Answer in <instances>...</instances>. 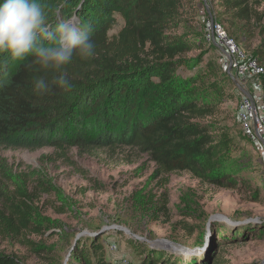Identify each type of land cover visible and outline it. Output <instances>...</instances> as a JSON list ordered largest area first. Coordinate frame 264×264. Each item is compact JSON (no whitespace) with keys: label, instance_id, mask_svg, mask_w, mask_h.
I'll use <instances>...</instances> for the list:
<instances>
[{"label":"trees","instance_id":"trees-1","mask_svg":"<svg viewBox=\"0 0 264 264\" xmlns=\"http://www.w3.org/2000/svg\"><path fill=\"white\" fill-rule=\"evenodd\" d=\"M42 2L60 9L59 15L51 18L53 26L65 18L74 23L91 21L96 55L87 61L74 57L68 65L70 91L53 87L44 96L34 94V77L46 75L50 81L51 73L34 72L25 64L4 69L6 56L0 55V143L17 133L60 150L129 147L148 154L163 175L188 173L214 187L252 190L233 159L237 145L232 129L218 121L221 106L235 99L230 91L236 89L235 83L212 62L199 68L203 47L181 30L187 23L186 1ZM211 2L218 7L216 17L234 29L236 38L245 28L240 24L253 22L264 34V17L258 11L264 7V0ZM211 12L215 14V10ZM117 16L124 26L111 36ZM195 51L201 53L189 57ZM252 56L260 63L264 60V40ZM182 70L193 73L184 77ZM0 173V237L20 240L38 253L41 249L28 238L45 230L44 218L35 206L37 189L29 192ZM28 176L44 187V192L61 197L60 190L42 181L36 171ZM11 184L16 187L14 191ZM138 246L144 257L141 264H181L167 253ZM0 264L23 263L0 255ZM66 264L112 263L106 258L101 238H94L78 244Z\"/></svg>","mask_w":264,"mask_h":264},{"label":"rangeland","instance_id":"rangeland-1","mask_svg":"<svg viewBox=\"0 0 264 264\" xmlns=\"http://www.w3.org/2000/svg\"><path fill=\"white\" fill-rule=\"evenodd\" d=\"M184 1L187 23L181 30L203 47L199 68L212 62L229 71L217 40H208L213 22L222 24L249 55L264 40L257 22L240 24L245 28L236 38L234 29L216 17L218 7L211 0ZM258 11L264 17V7ZM116 21L111 36L124 26L121 17ZM192 73L181 71L184 77ZM231 73L235 99L221 106L218 121L232 129L237 145L233 159L250 181L252 192L203 184L188 173L163 175L148 154L134 148L60 150L15 133L0 143V172L29 192L37 189L35 206L45 230L28 236L40 252L31 251L20 240L0 237V255L23 264H66L78 244L101 238L112 264H141L139 244L167 253L181 264H264V142L244 135L237 113L244 98L264 104V76L239 78ZM32 171L60 190L61 197L44 192V187L29 179Z\"/></svg>","mask_w":264,"mask_h":264},{"label":"clouds","instance_id":"clouds-1","mask_svg":"<svg viewBox=\"0 0 264 264\" xmlns=\"http://www.w3.org/2000/svg\"><path fill=\"white\" fill-rule=\"evenodd\" d=\"M59 13L42 0H0V55L6 56L2 67L25 64L34 72L51 73L50 81L46 75L34 77L37 96L53 87L70 91L68 65L74 57L87 61L96 55L93 23L65 18L53 26L51 18Z\"/></svg>","mask_w":264,"mask_h":264},{"label":"built area","instance_id":"built-area-1","mask_svg":"<svg viewBox=\"0 0 264 264\" xmlns=\"http://www.w3.org/2000/svg\"><path fill=\"white\" fill-rule=\"evenodd\" d=\"M208 40H217L227 56V66L239 78H258L264 76V65L258 58L249 55L230 37L225 27L220 23L210 24ZM238 120L244 135L251 140L264 142V104L257 105L251 98H244L239 103Z\"/></svg>","mask_w":264,"mask_h":264},{"label":"water","instance_id":"water-1","mask_svg":"<svg viewBox=\"0 0 264 264\" xmlns=\"http://www.w3.org/2000/svg\"><path fill=\"white\" fill-rule=\"evenodd\" d=\"M218 45V44H217ZM219 46V45H218ZM220 47V46H219ZM220 49L222 50V52L225 54V56H227L228 58H229V60H231L230 59V57L228 56V54L226 53V51L223 49V48H221L220 47ZM228 75L233 79V81H235V78L233 77V74L231 73V69H229V71H228Z\"/></svg>","mask_w":264,"mask_h":264}]
</instances>
